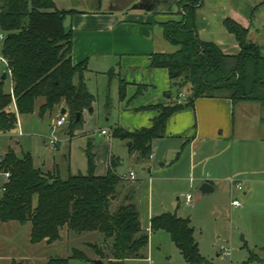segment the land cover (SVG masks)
<instances>
[{
    "label": "trees",
    "instance_id": "1",
    "mask_svg": "<svg viewBox=\"0 0 264 264\" xmlns=\"http://www.w3.org/2000/svg\"><path fill=\"white\" fill-rule=\"evenodd\" d=\"M201 3L178 0L180 18L157 22L174 49L152 53L150 66L167 69L175 97L169 92L166 104L145 107L157 111L149 127L132 131L118 125L111 128V136L130 139L142 157H148L152 142L164 135L170 115L193 106L199 97L254 101L264 110V45L250 40L248 28L230 17L223 24L235 35L238 53L226 54L214 42L201 40L195 22ZM74 12L58 8L55 0H0V27L5 34L1 54L8 62L12 83L11 93L4 89V79L0 80V134L11 132L18 123L13 98L18 114L32 113L40 98V116L63 104L69 128L82 121L85 109L91 110L95 96L86 85L87 63L73 62L72 29L64 25ZM120 92L123 94V87ZM87 157V174L61 178L35 166L29 151L18 155L8 146L0 162V171H9L0 189V222L30 223L31 244L60 240L64 228L68 233L98 232L107 253L92 246L109 264L144 257L149 230L140 224L136 186L116 174L112 159L106 174L97 175L90 151ZM149 228L166 231L186 262L203 261L189 217L164 212L150 218ZM80 256L79 250H72V257ZM252 259L258 257L252 254L249 261ZM259 260L264 264V259ZM11 264L21 263L13 260ZM46 264H68V258L50 257Z\"/></svg>",
    "mask_w": 264,
    "mask_h": 264
},
{
    "label": "rangeland",
    "instance_id": "2",
    "mask_svg": "<svg viewBox=\"0 0 264 264\" xmlns=\"http://www.w3.org/2000/svg\"><path fill=\"white\" fill-rule=\"evenodd\" d=\"M55 1L60 9L75 8L88 11L99 7L100 2V0ZM102 7H107L106 1H103ZM178 10L179 6L175 4L169 13L153 14L152 18L162 21L178 19L180 18ZM70 16L68 15L64 21L67 28H70ZM254 23L259 31L252 32L248 38L264 45V5L258 10ZM5 71L4 65H0V80ZM3 85L5 90L10 89L9 75L4 78ZM98 93L100 98L92 106V110L85 109L82 112V121L79 124L69 128L67 122L55 130L54 134L59 140L56 147L43 141L48 140L53 133L52 120L56 118L59 106L40 116L38 105L43 100L40 98L32 113L18 114V124L14 130L0 134V153L9 145L18 155L23 151H29L36 164L43 169L54 167L61 178H66L70 174H87V152L90 151L95 164L94 172L97 175L106 174L111 159L118 176H127L129 171L135 173L137 179L134 184L135 201L141 210L139 217L141 223L145 221L147 224L149 217L164 212L190 218L203 261L186 262L166 231L149 230V241L144 257L126 259L125 264H244V262L261 264L259 259H264L262 193L264 185L254 184L252 187L254 193L246 195L242 194V190H232L229 185L231 179L240 183L243 189L245 181L242 177L245 176L264 181L262 178L264 173L257 172L260 165L264 164V142L255 143L247 139H238L242 136L246 138L252 133L264 134V129L256 127V117L263 116V112H259V108L255 107L259 106V103H251V107L245 111L242 110L241 103L237 104L234 130L236 140L221 142L212 147L207 143H201L194 149L196 172H192V176L196 179L201 173L210 174L205 179L213 180L217 187L212 192L201 193L199 189L201 180L197 178L191 187L187 182L190 177L189 145L183 148H180L178 143L177 146L170 145L173 149L171 162L174 163L168 161L163 166L160 165L159 156L154 159L142 157L131 145L130 139L111 136V128L117 114L105 112L106 107L101 99L102 92L99 90ZM18 127L21 130L19 135ZM103 129L108 131V134H103L101 132ZM14 138L19 140V144L14 143ZM151 153L154 154L153 150ZM186 192L193 196V201L189 205L184 203ZM233 199L238 200L239 205L233 206L231 203ZM29 231L30 223L22 225L16 221L0 223V241L6 242L5 253L17 261L30 259L24 260L23 264H46L48 258L55 256L67 257L68 264H96L95 260L109 264L108 259L106 257L101 259L92 246L96 244L98 249L107 253L103 237L98 232L68 233L64 228L61 230L60 240L51 244L41 242L31 245L26 241ZM73 249L79 250L83 256L72 257ZM224 249L229 251L228 256L221 253ZM252 254L258 259L249 261ZM0 264H11V260L3 259Z\"/></svg>",
    "mask_w": 264,
    "mask_h": 264
},
{
    "label": "crops",
    "instance_id": "3",
    "mask_svg": "<svg viewBox=\"0 0 264 264\" xmlns=\"http://www.w3.org/2000/svg\"><path fill=\"white\" fill-rule=\"evenodd\" d=\"M263 5L264 0H202L201 6L196 10L197 35L201 40L214 42L226 54H236L240 49L239 44L235 35L224 27V19L230 17L248 28L250 38L252 32L259 31V28L255 27L254 21L258 10ZM123 9L103 8L102 5L89 11L74 8L76 12L69 15L70 28L72 29L71 58L75 63L84 60L87 63L86 85L95 96L92 106L100 98L98 93L100 90L102 92L101 99L104 101L102 103L106 107L105 112L117 114L114 125L132 131L151 125L152 118L157 114V111L145 108L146 106L158 103L166 104L170 98L169 92L173 94L172 98L175 97V91L170 86L167 69L150 66L152 53L171 52L174 48L169 46L163 38L162 28L157 23L162 20L152 18L153 14L161 15L169 12ZM94 83L95 85H93ZM92 85L93 87H91ZM122 87L123 94L120 92ZM181 97L180 99H184V96ZM251 103L256 102L241 100L233 103L230 99L221 97L195 99L193 106L183 107L170 115L164 135L152 142L154 154L151 153L152 156L148 157L154 159L159 156L160 165L163 166L168 161H172L171 152L173 149L170 145L177 146L178 143L180 148L189 145L190 177L187 179L188 184L191 187L198 178L202 183L207 181L213 188L210 192L214 191L217 188L216 184L211 179H205L210 174L203 175L201 173L197 175L196 179L192 176V172H196V151L194 149L201 143H207L212 147L221 142L236 140L237 138L234 137L236 106L237 104L242 105V110L245 111L251 107ZM62 105L59 106V110ZM255 107H258L259 112L264 114L260 104ZM261 118L262 116L256 117V127L264 129ZM19 132L21 130L18 127V135L21 134ZM247 137L242 136L238 139H247L255 143L264 142L263 133L261 135L252 133ZM43 142L47 143V139ZM14 143L19 144V140L15 139ZM4 152L5 150L1 153ZM33 163L44 172L58 173L54 167L43 169L34 160ZM257 172L264 173V164L260 165ZM242 179L245 181L243 189H238L231 181H229V185L232 190H242L243 195L254 193L252 192L254 184L263 183L264 185V181L260 178L245 176ZM136 180L129 182L136 184ZM5 181L6 179L0 173V189ZM262 193L264 195V189ZM138 210L140 217L141 210L139 208ZM140 224L143 228L150 230V217L147 224L145 221L144 223L140 221ZM26 241L29 242V236ZM5 246L6 242L0 241V261L10 259L12 263L15 259L5 253ZM24 260L30 259L15 261L23 264Z\"/></svg>",
    "mask_w": 264,
    "mask_h": 264
},
{
    "label": "built area",
    "instance_id": "4",
    "mask_svg": "<svg viewBox=\"0 0 264 264\" xmlns=\"http://www.w3.org/2000/svg\"><path fill=\"white\" fill-rule=\"evenodd\" d=\"M5 37V34L4 32L1 30V27H0V49H1V45H2V42H3V39ZM4 65V67L6 68V72L8 73V75L10 76V69L8 67V62L7 60L3 57V55L1 54V50H0V65ZM10 91L12 93V83H11V87H10ZM180 96H183V93H180L179 94ZM13 97V96H12ZM180 100V99H179ZM12 108L14 109V111L16 112V114L18 115L17 113V108H16V104H15V100L14 98L12 99V104H11ZM68 122V117H67V113L65 114H60L58 112L57 116L55 119L52 120V134L51 136L48 138L47 142L52 146V147H56L58 145V138L57 136L54 134L55 130L66 124ZM18 124V123H17ZM103 134H108V131L106 130H102L101 131ZM21 133V132H19ZM111 134V133H110ZM150 157L152 156V154L149 155ZM3 158V153H0V162ZM0 173L4 176V178L7 180L9 178V171H0ZM127 179L128 180H131V181H134L136 179V175L133 171H129L128 172V175H127ZM231 183H233L238 189H241V184L238 183V182H235L234 180H230ZM193 201V196L190 192H186L184 194V203L186 205H189L191 204ZM232 205H239V201L236 200V199H233L232 200ZM224 256H228L229 255V251L227 249H224L222 252H221Z\"/></svg>",
    "mask_w": 264,
    "mask_h": 264
},
{
    "label": "water",
    "instance_id": "5",
    "mask_svg": "<svg viewBox=\"0 0 264 264\" xmlns=\"http://www.w3.org/2000/svg\"><path fill=\"white\" fill-rule=\"evenodd\" d=\"M134 0H124V2L131 3ZM177 0H166V2H161L156 8V11H165V12H170L172 10V7L176 4ZM126 4V5H127ZM100 6V3H99ZM98 8V7H97ZM125 8V6L123 7ZM131 9H144V10H151V9H146L143 5H141L140 1L135 2L132 6ZM6 77V72H3L2 74V78L4 79ZM60 114H65L67 113L66 108L61 107L59 110ZM80 117V114L77 113L76 115V119H78ZM131 144V142L129 143V145ZM201 193H208L210 192L213 188L212 186L207 182H203L200 187H199ZM114 197V196H113ZM96 264H103L102 260H95Z\"/></svg>",
    "mask_w": 264,
    "mask_h": 264
},
{
    "label": "flooded vegetation",
    "instance_id": "6",
    "mask_svg": "<svg viewBox=\"0 0 264 264\" xmlns=\"http://www.w3.org/2000/svg\"><path fill=\"white\" fill-rule=\"evenodd\" d=\"M103 1L107 2V7H113V8H125L123 10H129L131 9V6L135 3L140 1L141 5H143L146 9H151L149 11H156L155 8L161 3L166 2V0H134L131 3H126L124 0H100V4L102 5ZM127 4V5H126Z\"/></svg>",
    "mask_w": 264,
    "mask_h": 264
}]
</instances>
